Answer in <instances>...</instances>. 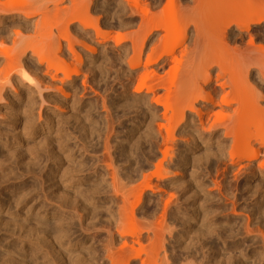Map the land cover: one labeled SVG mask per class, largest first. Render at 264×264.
I'll return each mask as SVG.
<instances>
[{
    "label": "bare ground",
    "instance_id": "obj_1",
    "mask_svg": "<svg viewBox=\"0 0 264 264\" xmlns=\"http://www.w3.org/2000/svg\"><path fill=\"white\" fill-rule=\"evenodd\" d=\"M36 1H38V0H36ZM62 1H64V0H53L52 2L50 1L51 7L48 9L45 7V5L47 3L45 5L43 4L44 5L43 7L42 6L39 7L40 5H38L37 8H36V6L32 7L33 5H35V3L32 4V0H29V1L28 0H4V1L0 0V15L4 14L3 16H0V25H2L5 22H10L11 20H14V19H18L17 22H12L10 24L9 29H6L4 32V33L9 32L11 34V36H9V37H11V44L13 45L12 49L10 48V50H8V48H6V46L0 44V45H2V47L4 46L3 48L0 47V57L2 58V64H3L0 68V101H3V100L5 101L8 99V97H7L8 91H12L15 95H18L20 97L23 95V91L27 92V94L31 93L30 98L31 97L34 98V95H35L38 99L37 103H40L42 105H43V103H46L45 101H47L46 105L49 104L48 100H46V98L49 96V92L46 94L45 93L46 91L56 90L59 94L66 97L69 94L65 95L66 93H64L62 90L64 87L62 85H60V86H62L63 88L59 87V85L57 87V84H63L66 80L71 83L72 74H75L74 76H77V74H78L77 69L76 68L74 69V64H68L67 61L70 59H74V61H76V62L79 61L81 58L80 57L81 55L79 54V52H82V53L87 52V53H89V55L93 56L94 54H96V52H95L96 50L94 47H92V43H95L96 45L100 46L101 44L106 43L110 39L107 31L106 30L104 31L103 28L101 27V25L98 21V18L95 17L96 18L95 19V18H91L92 16L91 17L87 16L91 12L90 11L91 6H89V3L91 2V0H86L87 3L84 7V11L86 14L85 17L77 16L75 10L74 11L70 10V11H73L72 16L66 15V11H65L66 9L65 8L62 9V7L60 8L61 5H59V3H61ZM69 2H71L74 6L75 5L74 3L76 2V0L75 1L69 0ZM163 3L162 4L164 6L162 4H159L162 6L158 5L159 7L156 6L155 9L151 8V9H153V11H151L148 8V3L146 6V4L144 5V3L142 2V0H141V2H140V0H124L123 3L121 2V4H118L119 5L118 8L120 10H125V12L129 11L131 14H134V15L136 13L137 14L139 13L138 15L137 14L136 15L139 16V18H141L135 33L132 31V33L134 35L132 33H131L132 35H128L129 33L127 34V36H129L128 39L131 37L132 38L134 37V39H132V38L129 39V40H131L130 42L132 44L131 49L133 51V56L130 58V61L127 62L128 63V65H127L128 71L133 70L139 66L140 56L144 51L146 40L148 39V37L151 34H153L154 32H158L159 30H160L159 32H161V35L151 44V46L149 47V49L145 55L146 56V62H147L146 64L147 65L151 64V63L152 64H158V62H160V61L161 62L162 61L170 62L176 66H180L181 63L183 64L182 65L183 66V74L181 76L180 82L177 84V86L173 87L172 89H170V88L165 89L164 90L165 93L160 94V95H156L157 93L155 94V92H153V91H154V88H156L157 86L160 85V83L163 82L162 80H164L163 78L165 75H160V73L158 74V73H156V71L153 73L152 72L153 70L151 72L150 71L148 72L147 67L143 66V71L139 76L140 88H142V87L145 88L146 93L151 92L150 94H152V96L150 98H152V99L150 101L152 103L150 105L153 107V110L155 109L157 112H159V116H157V117L153 113L152 118L156 119V120L158 119L160 121H164V123L163 122L160 124L157 123V125H159L158 129L164 128L166 130V132H165L166 136L163 139L164 145L166 146L165 147L166 149L163 152V155H164L163 159L165 158V155L167 156V154L170 153V152L169 153L167 152L168 148L169 149L172 148V146L174 144L173 143L174 142V130H177V132H187L188 130H193L196 132V134L199 136V138H201V136H203V139H204L203 141H204L205 145L208 144L209 140H211V139L213 140V138L215 140H218L219 137L220 138L222 137V139L224 141L229 140L230 141L229 148L226 152L228 155L227 157L229 160V166L230 167L238 166L237 167L238 172L243 171L244 173L248 172L250 174L251 173H258L260 175L264 174V149L263 150L261 149V148H264V106L260 104L261 102L264 103V46H262V44L261 45L255 44L256 37H253L254 35H251V34H254L253 32H257L263 28V27L261 28V25L264 24V0H188V2H185V3L180 2V0H165V2H163ZM31 4H32V6H31ZM149 4H151V3H149ZM154 7H155V5H154ZM26 9H27V11H26ZM23 10H25V12ZM29 10H31V11H29ZM52 13H53V15H51ZM62 13H64V14H62ZM48 14H49V16H52L54 18H56L57 16L59 17L60 14H62L61 16H63L62 17L63 20L61 18V21L63 22V24L61 23L62 25H61L60 29H59V26L57 27L58 28L57 31L59 30V32L56 33L55 35H53V31H50V29L46 30V31H48L46 33L40 32V29L43 25V22H46L45 20H47V18H49ZM136 15H135V17H136ZM35 16H37V17L35 19H33ZM30 22H31V24H29ZM75 22H77V24H79V27L77 29L78 33L74 32V31H70V29H69V25L72 23H75ZM44 26H45V24L43 25V27ZM233 28H234V31H232ZM190 29L192 31L191 32L192 34L189 37L188 34H189ZM79 31H81V32H79ZM89 31H91L93 33L95 40H92V38H90ZM29 32H30V36L28 34ZM31 32H32V34H31ZM24 33L25 34L27 33L28 35H25ZM117 35L115 37L116 39H114V42L116 45H119V43L122 42L123 39L124 40L127 39L126 35H122V34L121 35L117 34ZM137 35H141V38H136ZM37 36H39L41 38V41L40 42L37 41V43H36L35 39ZM122 36H124L123 39H122ZM245 37L248 38V41H247L246 45H243L245 47L242 46L243 48H240V46L237 43ZM0 38H2V37H0ZM40 38H39V40H40ZM79 38H81V39H79ZM30 39H32V40H30ZM45 39L48 41V43ZM120 39H121V41H120ZM188 39H189V43L187 45H185L186 44L185 42ZM7 41H10V40H7ZM22 41L24 42L23 44H21ZM34 42H35L36 47L34 46ZM42 42L45 44H43ZM41 43L43 44V47L41 46ZM234 43L239 47L237 48V46H234L235 45ZM90 44H91V46H90ZM232 44H234V45L232 46ZM20 45H22V46H20ZM181 45L185 46L180 51V54H181L180 58H183V61L181 59L177 58V55H175V52L177 50L176 48L181 46ZM18 46H20V47H18ZM37 46H39L40 49ZM78 46L81 48V49H79V51H78ZM41 47L43 48V50ZM39 50H42L43 52H40ZM28 53H29V55H28L29 57L27 56ZM27 57H28V59H30L29 61L25 60V59H27ZM86 57H88V56H86ZM34 58H35V60H34ZM65 60H66V62H65ZM70 65H73V66L70 67ZM41 66H43V68ZM71 68H72V70H71ZM214 69H216V71L213 73L212 71ZM252 70H255V71L257 70L256 71L257 73L255 76L251 75ZM150 74H152V75H150ZM212 81L214 83V86H210ZM148 83H150V84H148ZM140 88L138 87V89H140ZM9 93H11V92H9ZM12 96H14V95H12ZM51 96H53V95H51ZM219 96H220V99H219V101H217V98ZM5 97H7V99H5ZM137 97H139V96L137 95ZM27 98H29V97H27ZM25 99H26V97H25ZM48 99H50V98H48ZM63 100H65V99H63ZM4 101H3V103L6 102V101L5 102ZM11 101H12V99H11ZM52 103H53V101H52ZM55 103H58V102H54V104ZM24 104H26V102ZM54 104H52V105H54ZM196 104H198V105H196ZM30 105H32V104H30ZM144 105H145V103H144ZM26 106L27 105H25V107ZM36 106H37V104H36ZM56 106H57V104L55 105V107ZM222 106L225 108H228L227 109L228 111L226 109L214 111L215 107L221 108ZM103 107H105V105H103ZM152 107H150V108H152ZM19 108H20V106H19ZM23 109H25V108H23ZM58 109H59V107H58ZM3 110L5 111V109H3ZM49 110H50V108H49ZM52 110H54V109H52ZM59 111H61V109ZM150 111H152V110H150ZM156 111H155V113H156ZM38 112H40V111H38ZM7 113H9V112H7ZM7 113H6V115H7ZM26 113H28V112H26ZM31 114H33V113L31 112ZM39 114H41V113H39ZM192 115L195 117V119L191 118ZM43 117H44V114H43ZM221 117L225 118V119L223 121H221L222 120ZM39 118H40V116H39ZM45 118H47V116ZM45 118H44V120H46ZM59 118H61V117H59ZM218 118H221V119L219 120ZM12 119H14V118H12ZM31 119L33 121V117H31ZM28 120H30V119H28ZM38 120L35 122H38ZM47 122H45V125L48 126V124L50 122L49 123H47ZM42 123H43V121H42ZM13 124H14V122H13ZM22 125H23V127L21 128V131H19V133H17L18 131L15 132L16 127H12L13 129H10L11 135H7V132L2 133L5 131H2V132L0 131V141L4 140V142L2 141L3 143L1 145V148H3V149L7 148L8 149V148H10L9 147L10 144H14V145L16 144L17 146L22 145L23 141H22V138L20 136L24 137V139L26 138V136L29 138H33L34 136H36L39 133L37 131L38 128L40 129L39 131L42 133V131L46 132L45 127H47V126H44L40 123H38V124L30 123L29 124L27 121L24 124L22 123ZM5 127H3V128H5ZM41 127H43V129ZM188 128H190V129H188ZM191 128H193V129H191ZM55 129H56V127H55ZM64 130H65V128H64ZM58 133H59V131H58ZM158 133H160V132H158ZM218 133H219V135L216 137V134H218ZM23 134H25V135H23ZM184 136H186V135H184ZM9 137H11V139H10L11 143L9 145H7L6 143L9 141V139H8ZM205 137H207V138L205 139ZM193 138H195L194 135H193V137L191 136V139H192V141H195L196 139L194 140ZM41 139H42V137H41ZM44 139H46V138H44ZM49 139H46V140L49 141ZM12 140H14L15 143H12ZM25 140L27 141V139H25ZM106 140H107V138H106ZM106 140H105V142H106ZM41 142H42V144H44L43 141H41ZM105 142H104L105 147L103 146L104 151H105V148H109L108 147L109 145L107 146V143L109 141L107 143H105ZM186 142L189 143V142H191V140L186 141ZM80 143H82V142H80ZM187 143H186V145H187ZM193 143L194 142H192V144ZM76 144H75V146H76ZM31 145H33V144H31ZM189 145H190V143H189ZM48 146H49V144H48ZM32 147L28 146L26 148L27 152L24 151L26 154L29 153L28 154V160H26L29 162L26 163V161H25V163L27 164V165H25V167L27 166L26 169H28V170L25 172V175H21V176L22 177L23 176L32 177L34 180V176L37 177V175H35V173H36L35 170L33 169L34 170L33 171L30 167V165L32 164L31 161H33V159L36 158L38 152H43L44 150L40 151L41 149H43V148H41V145H40V148H37L35 146L36 148L34 147L35 148L34 149ZM46 147H44V148L47 149ZM50 147H48V148H50ZM60 147H61V145H60ZM63 147H65V146H63ZM56 149L58 150V148H56ZM110 149H108L107 152ZM211 149H212V147H211ZM22 150H23V148H22ZM86 150H88V149H86ZM48 151L50 153L53 152V155L51 154V156H56V155H54L55 154L54 152H56V151H54L52 149H48ZM59 151H61V150H59ZM82 151H85L84 148ZM16 152H18V151H16ZM49 152H47V154H49ZM10 153H12V152H10ZM18 153H16V154L13 153L14 155L10 154V155H12L11 157H9L8 155H7V157H5L4 155L0 154V164L2 162L3 165L8 166L10 168H13V166H12L13 162H11V160L13 158L20 159V156H19L20 154L18 155ZM25 153H24V155H25ZM171 153H173V151ZM210 153H211V151H210ZM110 154H111V152H110ZM260 154H263V159H260V161H257V163H254V161L257 160L258 155H260ZM38 155H40V154H38ZM43 155H45V153ZM57 155H59V154H57ZM140 156H143V155H140ZM170 156H172V154ZM181 156H182V154H181ZM217 156H218V154H217ZM22 157H24V156H22ZM107 157H109V156H107ZM69 158H71V157H69ZM207 158H209V157H207ZM38 159H40V158H38ZM52 159H54V157H52ZM52 159H51V161H52ZM108 159H109V162L108 161H101V162L104 163L102 165H104L103 168L105 170V174L107 173V175L109 176L108 177L109 181L106 179L108 181L109 189L95 187V185H94L95 182L93 183L94 187L91 185V188L86 187L83 191L79 190V188L77 189L76 187H74L73 183H77V182H79V180H77V182H76V180L73 177V173H77V172L82 171L81 168H83L82 167L83 163L81 164L82 166L79 165V167L78 166L76 167V165H75V167L73 166L72 168H69L68 171L70 174L65 172L68 175L65 176L66 174H63V176L60 177V178H62L61 183H59V184H62L61 188L63 187L65 189V191L69 190V189H72V190L75 189L74 198H77V202L75 200V203L78 204V206H79V207H77V205L75 204L76 208L82 209V210L79 209L80 211L77 212V213H79V215L77 216L78 218L76 217L78 222L75 224L72 222L73 216L69 214L70 212L64 211V209H66V207L68 206L67 205L68 204L67 203L68 197H69L68 192H67V194L64 192L65 195H63V196H61L62 195L61 192H60L61 195L59 194L60 196L54 195L55 197H53V198H57V199L53 200L50 197V195H48L49 193L47 194V193H45V191L40 190L42 192L43 198H41L40 195H37L34 193V191L36 190L35 188L37 187L38 184L36 185L35 188H33L35 186L34 184H33L34 185L33 187H31V184H30V186H25V189H24V190H26L25 194L23 196H20L22 199L19 197L20 200H19V202H17L18 204L16 202L15 203L17 206L20 205L21 208L22 207L27 208V212H26L27 215L24 214V216H26V218L23 216L25 218L23 220V222L18 221L17 223H15V220L13 222V221H11L13 219L10 220L8 218L10 220V223L8 222L9 224L8 223L5 224L3 222L4 220L3 221L0 220L1 221L0 222V231L5 232V235H6V233H9L7 236L11 238L14 235V233L8 232L10 230L8 225L10 226L11 229H12V227H16L18 230H22L23 234H21V235L17 234L18 236H16L15 239H16V241H18L20 244L23 245V247L21 245V248L19 246L18 247L21 249L22 254H24L26 257L24 255H21L22 258L15 259V258H13L15 256L14 252L12 253V252L7 250L5 253L3 252L4 254H0V264H14V262H15V264H17L16 261H18V263L20 262L19 264H249L250 262H253V264H263L264 263V233H263L264 228H263V230L262 229L260 230L256 227L258 229L257 230L255 228L257 231L254 228H252L253 229L252 230L250 228L252 221L248 217L246 218L247 221H245V222H241V220H242L241 218H240L241 219L240 220L237 217H232L233 215L237 214V213L236 214L234 213V212H236V209H237L234 206L235 203L234 204L231 203L233 205L232 212L234 214L232 216L226 217L227 221H226V225H225V224H222V222L219 223V222H217V220L211 219V218H214L212 214L208 217L210 219L206 218L205 214L209 213L208 209L204 208L203 206L195 207L196 202H193L192 205L190 204L191 205V208H190L191 214L189 216H185V214L181 213V210L179 209V206H177V204L174 207V209L172 208L171 205H172L173 201H171V197H170V199H168L169 196L167 195L168 198L164 201V204H162L163 207L160 206L162 208H160L159 211H161V209H162V211L160 212V214L157 218H155L158 214L157 211H155L156 214L151 213L152 210L146 206L148 209L151 210V212H150V210L148 212H150L151 214H154L156 216L146 215L147 212H145V211L148 210V209H146L143 211V213H140V216L145 214L146 218L144 219V221H143V219L139 221L137 214H139V210L141 209V206L144 203V197L147 195H145V193H141V192H140L141 193L140 194L139 193L140 190L134 189L135 191H137L139 193V195L137 197L135 196L136 198H134V195L137 192L134 193L133 189H131L133 184H131L132 185L131 187L127 186L128 188L125 187L126 186L125 184L124 185L121 184V182L123 180L120 182L119 167H117L118 165L115 167V165H114L115 161H114L113 157L108 158ZM163 159H161V161ZM48 160H50V159H48ZM55 160L58 161L57 158ZM103 160H104V158H103ZM16 161H18V160H16ZM51 161H50V164H51ZM62 161L63 160H61V162ZM217 161H218V159H217ZM39 162H37V163L39 164ZM66 162H68V161H66ZM118 162H120V161H118ZM157 162H158V159H157ZM165 162H163V164H165ZM42 163H44V162H42ZM79 163H80V161H79ZM124 163H122V164L124 165ZM52 164H53V162H52ZM135 164H137V163H135ZM160 164L157 167L158 163H156V167L159 170L156 169L155 172H156L157 177L161 178L163 176V178H164V176L168 175V172L165 171V173H164L162 170H165V169H162L160 167ZM55 165H56V162H55ZM15 166H16V164H15ZM49 166L51 167V165H49ZM166 166H168V165L166 164ZM42 167H43V164H42L41 168ZM13 169H11V170L13 171ZM48 170H50V169H48ZM61 170H63V169H61ZM171 170H173V169H171ZM21 171L24 172V170H21ZM37 171H38V169H37ZM144 171H146V170H144ZM160 171L163 173V175H162V173L160 175ZM49 172H51V171H49ZM121 172H124V171H121ZM235 172H236V170H235ZM235 172H233V173H235ZM16 173H17V171H16ZM158 173H159V175H158ZM3 174H6V172ZM36 174H38V173H36ZM44 174L42 172H40V174L38 176L39 179L42 178L41 180H43V178H45ZM52 175H54V174H52ZM128 175H130V174H128ZM143 175H147V174H143ZM133 176H128V178H127V179H129L130 183L135 181L133 179ZM235 176H237V175L235 174ZM105 177H103V178H105ZM123 177H125V176H123ZM150 177L151 176H149V178ZM9 178H11V177H9ZM14 180H15V178L14 179L12 178V181H14ZM18 180H19V178H18ZM214 180H216V179H214ZM214 180H212V181H214ZM16 181H17V179H16ZM48 181L49 182H46V181H43V182L48 183V184L50 183V187H53L54 186L53 183L57 182L56 179L53 180L51 178H49ZM141 181H142V183L140 182L141 185L145 184V187L143 185L141 186L140 184H139V187L141 186V187H144L146 189L147 184L145 182L143 183V180H141ZM147 181H150V179ZM236 181H234V182H236ZM137 182H139V181H137ZM217 182H218V180H217ZM165 183L164 182L160 183V185H162V187L160 186L161 187L160 189H159V186H156V191H154L153 187H152V190L150 189L151 190L150 192L152 194L151 197L156 195L160 198L159 200H161V197L163 196L164 191L166 190V189L165 190L163 189L164 186H166ZM136 184H134V185H136ZM154 184L156 185V183H154ZM103 185H105V184H103ZM151 185L152 184L150 183V186ZM215 185H216V187H218L219 184L217 185V183H215ZM21 186H22V184H21ZM1 187H2V185H1ZM3 187H4V185H3ZM58 187H59V185H58ZM147 187H148V185H147ZM173 187H174V184H173ZM38 188H39V185H38ZM212 188H213V186H212ZM216 189H218V188H216ZM141 190H142V188H141ZM257 191H255V194L257 193ZM262 192H264V191H262ZM54 193L55 192H52V194H54ZM34 194H35V196H34ZM168 194H170V193H168ZM260 194H258V196L260 197V200L262 199V201L264 202V194H262V193H260ZM100 196H101V198H102V196L104 198L109 197L108 198L110 201L109 203L111 204V202H113L115 204V209H116L112 219L109 220L108 217L106 218L109 221H106L105 227H104L103 222H101V223H103V225L100 223V221H99V223L95 222V215L97 216L96 213H94L91 217L88 215V213H90L89 208L91 207L90 209H92V210L95 209L96 206H94V205L97 204V202L95 201L96 197L98 198ZM70 197H71V195H70ZM173 198H174V196H173ZM155 199H156V197H155ZM35 200H39L40 202L36 201L39 203H37V204L35 203L36 205L35 204L33 205L32 203ZM99 200H101V199H99ZM16 201H18V200H16ZM47 201H49V203ZM149 202L150 201L147 200V201H145V204L148 205ZM152 202H153V200H152ZM72 203L73 202H71V204ZM101 203H102V206L108 205L107 200H105ZM12 204H14V203H12ZM159 204H160V202H159ZM222 204H223V202H222ZM149 205H150V203H149ZM155 205H153V206H155L157 208L158 205L157 204H155ZM4 206H6L5 203L1 202L0 203V211L3 210ZM14 206L15 205H13V207ZM87 206H89V208H86ZM9 207H11V206H9ZM111 208H112V206H111ZM156 208H155V210H156ZM99 209H100V207H99ZM105 209H106V207H105ZM107 210H108V208H107ZM21 211H22V209H21ZM84 211H85V213H82ZM185 211H186V213H188V210H185ZM257 211H259V209ZM4 212H7V211H4ZM80 212L82 214H80ZM99 212H100V210H99ZM211 212L213 213V210ZM252 212L253 211H251V213ZM10 214H12V213L10 212ZM33 214L35 216H39L37 218H40V219L52 218V219H54V221H53L54 224L50 225L46 222L45 219H42L45 221L39 222V220H38V222H37V220H36L37 223L35 222L36 224L34 223L35 226H33L34 224L32 225L31 221L29 220V217L32 216ZM71 214H74V213H71ZM209 214H206V215L208 216ZM231 214H229V215H231ZM260 214L262 215V217H259V218H261V220H264V219H262V218H264L263 217L264 213L263 214L260 213ZM252 215H254V214H252ZM88 216L90 218H88ZM8 217H10V216H8ZM150 217H154V218H150ZM148 218H150L148 220L149 222L146 221ZM151 219H152V221H150ZM168 219L171 221V224H169L167 222ZM237 220H239L241 223L238 222L239 223L238 224L236 222L237 225L234 223L236 225V226L234 225V227L228 225V224H231L232 221H237ZM50 221H52V220H50ZM5 222H7V221H5ZM177 223H179V225L182 226V230L177 231L178 233H181V234L176 236L173 234L175 233L174 228H175ZM260 223H261V221H260ZM232 224H233V222H232ZM260 225H258V226H260ZM96 226H99V227L103 226L102 230H106L105 238L100 239L102 232H97V230L101 231V228L98 229ZM261 228H262V226H261ZM72 229L75 231L72 232ZM13 230H11V232ZM78 230H81L83 233H85L84 236L86 237V239L83 241V239L79 238L75 242V244L82 246V248L79 251L75 250L77 253L75 254V251H74V254L72 255L73 252H72L71 246H69V245L74 240V237H72L74 235V232H76ZM177 232H176V234H178ZM254 232L259 234L260 237H259V235L257 236L256 234H255L256 235L255 236ZM19 233H21V231ZM238 236H241V237L238 240L239 243H236L235 239ZM212 238H213V242L211 241ZM260 238H261V244L260 243L258 244V242H260V240H259ZM81 241H83V242H81ZM88 241L90 243L89 246L87 243ZM185 241H187V242H185ZM183 242H185V243H183ZM14 243H16V242L14 241ZM95 243H99L100 244L99 247H97L95 245ZM219 243H221L220 244L221 248L216 249L215 247L217 245L219 246ZM85 244L87 245V247H85ZM241 245H243L242 247L245 246V248L244 249L242 248V250L241 249L239 250V248H241ZM12 246L14 247V245H12ZM214 249H216V250H214ZM245 249H249L248 251L252 252L253 255L251 254L252 255L251 258L249 256V253H251V252H245ZM213 250L215 252H213ZM36 252H40V254H41L40 255L41 261H40V259H38L40 262L37 261L38 255ZM180 252H181V254H180ZM235 252H237V254H234ZM17 254H19V253H17ZM12 258L15 259L16 261L15 260L13 261ZM249 258L251 260L252 259L253 260L252 261L250 260L248 263H246V260L248 261Z\"/></svg>",
    "mask_w": 264,
    "mask_h": 264
},
{
    "label": "rangeland",
    "instance_id": "obj_2",
    "mask_svg": "<svg viewBox=\"0 0 264 264\" xmlns=\"http://www.w3.org/2000/svg\"><path fill=\"white\" fill-rule=\"evenodd\" d=\"M1 1H4V0H1ZM50 1L52 2L53 0H38V1L32 0V4L35 3V5L32 6V4H31V6L32 7L36 6V8H37L38 5H40L39 7H41V6L43 7L47 3L45 5V7L49 9L51 7V2ZM91 2L89 3V6H91L90 7V11L91 12L87 16L88 17L92 16L91 18H95V17L98 18V21H99L101 27L103 28L104 31L105 30L107 31L108 36L110 37V39L106 43L101 44L100 46L96 45L95 43H92V47H94L95 50H96L95 51L96 54H94L93 56L89 55V53H87V52H84V53L79 52V54L81 55L80 56L81 58H80L79 61L76 62V61H74V59H70V60L67 61L68 64H74V69L75 68L77 69L78 74H77V76H74L75 74H72L71 83L66 80L67 82L66 81L64 82L66 85L64 83L63 84H57V87H58V85H59V87L63 86L65 88L64 89L62 87L63 88L62 89L63 92L66 93L65 95H67V94H69V95L64 97L61 94H59L56 90H54V91L53 90L46 91L45 92L46 94L49 92V96L46 98V100H48L49 104L46 105L47 101H45L46 103H43V105L45 104L43 106L42 104L37 103L38 99H37V97L35 95H34V98H32V97L30 98V96H31L30 94L31 93L27 94V92L23 91V95L20 97L18 95H15L12 91H8L7 92L8 93V95H7L8 99H7V97H5V99H7V100H5L6 102L4 100L3 101L5 103H3V101H0V105L1 106L3 105L2 107L0 106V131L1 132L5 131V132H2V133H6L7 132V135H11V130L10 129H13L12 127H16L15 128V132L18 131L17 133H19V131H21V128L23 127L22 123L24 124L26 121L29 124L30 123H34V124L35 123L36 124L40 123V124H42L44 126H47V125H45V122H47V121H48L47 123L50 122L48 124V126L45 127L46 128V132L42 131V133H41L39 131L40 129L38 128L37 131L39 133L36 136H34L33 138H29V137L26 136L25 139H27V141L24 139V137L20 136L22 138V141H23L22 145H18L17 146L15 144L16 145L15 146L14 144H10L11 143L10 142L11 137H9L8 138L9 141L6 144L7 145L10 144V146H9L10 148H8V149L4 148L3 149V148H1V145L4 142V140L0 141V154L4 155L5 157H7V155L9 157H11L12 155H10V154H13V153L16 154V153L19 152L18 155L20 154L19 155L20 159L13 158L11 160V162H13L12 163L13 164L12 165L13 168L15 167L14 169L3 165L2 162L0 164V182H1L0 183V191H1L0 192V203L4 202L5 205H6V206L3 207V210L0 211V215H1L0 216V220L1 221L4 220L3 222L5 224H7L8 222L10 223L11 219H13V220H11L13 222L15 220V223H17L18 221L23 222V220L26 218V216H24V214H26L27 208L26 207H24V208L22 207L21 208V206L20 205L17 206L16 203L19 202V200L21 198L20 196H23L25 194V192H26V190H24L25 186H30V184H31V187H33L35 185L33 187V188H35L36 185L38 184L39 188H38V185H37V187L35 188L36 190L34 191V193L37 194V195H40L41 198H43L41 191H45V193H47V194L49 193L48 195H50V197L53 200L57 199V198H53V197L58 196L60 194V192L62 194V195L60 194L61 196L65 195V193L67 194V192H68V196H69L68 197V202H67L68 203L67 204L68 208L66 207V209H64V208L63 209H64V211L70 212L69 214L73 216V217L71 216L73 218L72 222L74 224L77 223L78 222L77 221V218H78L77 216L79 215V213H77V212H79L82 209L79 208L80 209L79 210L78 208H76V205H77V207H79V206H78V204L75 203V200L77 202V198H74L75 189H73V190L69 189V190L65 191V189L63 187L61 188L62 184H59V183H61V179L62 178H60V177H62L63 174H66L65 176L70 174L69 171H68L69 168H72L73 166L75 167V165H76V167L77 166L79 167V165L80 166L83 165L82 166L83 168H81L82 171L77 172V173H73V177L76 180V182H77V180H79V182L73 183L74 187H76L77 189L79 188V190H82V191L86 187H90L91 188V185L93 187L95 185V187L109 189V185H108V181H109L108 177L109 176L107 175V173L105 174V170L103 168L104 165H102L104 163L101 162V161H108L109 162L108 158L113 157L114 161H115V163H114L115 167L117 165H118L117 167H119V179H120V182L123 180L121 182V184H123V185L125 184L126 188H128L129 186L131 187L132 186L131 184H133L131 189H133L134 193L137 192L135 190H140L139 193L141 192V193H145V195H147V196L144 197V203L141 206V209L139 210V214H137V217L139 218V219L138 218L137 219L139 221L142 220V219L144 221V219L146 218L145 214L140 216V213H143L144 210L148 209L147 207H149L152 210V212H151L150 209H148V210L145 211V212L148 213V214L146 213V215L156 216V215L151 214V213H155L156 214L155 211H157L158 214L155 217V218H157L159 216L160 212L162 211V209H161V211H159L160 208L163 207L162 204H164V201L169 196L168 199H170V197H171V201H173V203H174V204L172 203V205H171L172 208L174 209V207L177 204V206H179V209L181 210V213L185 214V216H189L191 214V209H190L191 205H192L193 202H196V206L195 207L203 206L204 208L208 209V212L210 214L206 213V214H209L208 216L205 214L206 218H208L212 214L214 218H211V219H215V220H217V222H219V223L222 222V224L226 225V221H227L226 217L227 216H232L234 213L235 214L237 213L236 215H233L232 217H237L239 219L241 218L242 219V220L240 219L241 222L247 221L246 218L248 217L252 221L251 226H250L251 229L252 228L255 229L257 227L258 229H260V230L262 229L263 230V228H264V226H263L264 225V223H263L264 220H261V218H259V217H262V215L260 213H262V214L264 213V202L262 201V199L260 200V197L258 196V194H260V193L264 194V192H262V191H264V185H263L264 184V174L260 175L258 173H251L252 174L251 175L248 172H245V173L243 171L242 172H238L237 171V169H238L237 167L238 166L230 167L229 166V160H228V157H227L228 155L226 153L228 148H229V143H230L229 140L224 141L222 139V137L221 138L219 137L220 139L218 138V140H215L213 138V140L212 139L209 140L208 144L205 145L204 141H203L204 140L203 136H201V138H199V136L193 130H188L187 132H177V130H174V142H173L174 144H173L172 148H170V149L168 148L167 152L168 153L170 152V153L167 154V156L165 155V158L163 159V157H164L163 152L166 149L165 148L166 146L164 145V140L163 139L166 136V133H165L166 130L164 128H160L161 130L158 129L159 125H157V123L158 124H160L162 122L164 123V121H160L158 119L156 120V119L152 118L153 113L156 115V117L159 116V112H157L155 109L153 110V107L150 105L152 103L150 101L152 99V98H150L152 96V94H150L151 92H147L146 93L145 88H143V87L140 88V86H139V84H140L139 76H140V74L143 71V66L147 67L148 72L149 71L151 72L153 70L152 71L153 73L156 71V73H158V74L160 73V75H165L164 78H163L164 80H162L163 82L160 83L159 86L154 88L153 92H155V94L157 93L156 95H160V94L165 93L164 92L165 89H167V88L172 89L173 87L177 86V84L180 82L181 76L183 74V66H182L183 64L182 63L180 64V66H176V65H173L170 62H164V61H162V62L160 61V62H158V64H152V63L148 64V65L146 64L147 62H146V56L145 55H146L149 47L151 46V44L161 35V32H159L160 30L158 32H154L153 34H151L148 37V39L146 40V42H145V47L146 48L144 47V51H143V53L140 56V64H139V66L136 67L133 70H129L128 71L127 70V65H128L127 62H129L130 58L133 56V51L131 49L132 48L131 47L132 44L130 42L131 40H129L132 37L130 36L131 38L128 39L129 36H127V34L129 33L128 35H132L133 34L132 31L135 33V31L137 30V27L139 25V21L141 19V18H139V16H137L139 13L138 14L136 13L137 15L135 14L136 15V17H135V15L131 14L129 11L125 12V10H120L118 8V6H119L118 4H121V2L123 3L124 0H96V1L95 0H91ZM140 2H141V0H140ZM142 2L144 3V5L146 4V6H147V3H148V8L151 11H153V9H155L156 6L157 7L162 6L164 4L163 2H165V0H148V1L147 0H145V1L142 0ZM180 2H184L185 3V2H188V0H180ZM86 3H87L86 0H76V2L74 3L75 5L73 6V4L71 2H69V0H64L61 3H59V5H61L60 8L62 7V9L63 8L66 9V10L64 9L66 11V15L72 16L73 11L75 10L77 16L85 17L86 14H85V11H84V7H85ZM149 3H151L152 5L149 4ZM159 4H162V5H159ZM154 5H155V7H154ZM151 8H153V9H151ZM70 10H73V11H70ZM23 11L25 12V10H23ZM26 11H27V9H26ZM29 11H31V10H29ZM64 13H62V14H64ZM62 14H60V16ZM3 15H0V16H3ZM51 15H53V13ZM48 16H49V14H48ZM36 17L37 16H35L33 19H35ZM57 17L54 18L52 16H49V18H47V20H45L46 22H43V25L45 24V26H44L45 28L42 25V27L40 29V32L41 33H46V32H48L46 30L50 29V31H53V35L58 33L59 30L57 31V29H58L57 27L59 26V29H60L61 25L63 24V22L61 21V18L63 16H61L60 18L59 17L57 18ZM62 20H63V18H62ZM17 21H18V19H14V20H11L10 22H5L2 25H0V37H2V38H0V44L6 46V48H8V50H10V48L12 49V47H13V45L11 44V37H9V36H11V34L9 32H7V33H4V32H5L6 29H9L10 24L12 22H17ZM29 24H31V22ZM262 25H261V28L262 27L264 28V24H262ZM78 27H79V24H77V22L72 23V24L69 25L70 31H74L76 33H78V30H77ZM263 28L261 30L257 31V32H253L254 34L250 33L251 35H254L253 37H256L255 44H257V45H261L262 44V46H264V29ZM232 31H234V28L232 29ZM79 32H81V31H79ZM191 32L192 31L190 29L189 34H188L189 37L192 34ZM28 34L30 36V32ZM28 34L26 33L25 35H28ZM31 34H32V32H31ZM89 34H90L89 35L90 38H92V40H95V37L93 36V33L91 31H89ZM117 34L126 35L127 39L124 40L123 39L124 36H122V39H123L124 42L122 41V42L119 43V45H116L115 42H114V39H116L115 37H116ZM37 37H36V39L34 38L36 40L35 41L36 43H37V41L38 42L41 41V38L39 36H37ZM39 38H40V40H39ZM136 38H141V35H137ZM79 39H81V38H79ZM132 39H134V37ZM243 39L241 41H239L238 43L236 42L240 46V48L245 47L243 45H246V43L248 41V38H246V37L243 38ZM7 40H10V41H7ZM30 40H32V39H30ZM120 41H121V39H120ZM35 42H34V46L36 47ZM23 43L24 42L22 41L21 44H23ZM42 43H41V46L43 47V44H45V43H43V44ZM47 43H48V41H47ZM185 43H186L185 45H187L189 43V39ZM234 44H232V46ZM2 45H0V47H2ZM183 45L177 47L176 48L177 50L175 52V55H177V58L181 59L182 61H183V58H180L181 57L180 51L183 49V47H185ZM20 46H22V45H20ZM20 46H18V47H20ZM90 46H91V44H90ZM234 46H237V45L235 44ZM239 46H237V48ZM37 47L39 48V46H37ZM79 49H81V48L78 46V51H79ZM42 50H43V48H42ZM42 50H39V51L43 52ZM28 55H29V53L27 54V56ZM86 56H88V57H86ZM28 57H27V59H25L26 61L30 60V59H28ZM0 60H1L0 61V68H1V66L3 65L1 57H0ZM34 60H35V58H34ZM65 62H66V60H65ZM71 66H73V65H70V67ZM41 67L43 68V66H41ZM71 70H72V68H71ZM215 71H216V69H214L212 72L214 73ZM256 71L252 70L251 75L255 76L256 73H257ZM150 75H152V74H150ZM148 84H150V83H148ZM60 85H62V86H60ZM210 86H214L213 81L211 82ZM138 87L140 89H138ZM9 92H11V93H9ZM12 95H14V96H12ZM51 95H53V96H51ZM137 95L139 97H137ZM25 97H26V99H25ZM27 97H29V98H27ZM48 98H50V99H48ZM11 99H12V101H11ZM61 99L62 100L65 99V100L62 101ZM219 99H220V96L217 98V101H219ZM51 100L53 101V103H52ZM25 102H26V104H24ZM54 102H58V103L54 104ZM144 103H145V105H144ZM30 104H32V105H30ZM36 104H37V106H36ZM52 104H54V105H52ZM56 104H57V106H56L57 108L55 107ZM260 104L264 106L263 102H261ZM25 105H27V106L25 107ZM103 105H105V107H103ZM196 105H198V104H196ZM19 106H20V108H19ZM58 107H59V109H58ZM150 107H152V108H150ZM23 108H25V109H23ZM49 108H50V110H49ZM3 109H5V111ZM52 109H54V110H52ZM60 109H61V111H59ZM221 109H223V110L226 109L227 110L228 108H225L223 106L221 108L215 107L214 111H218V110H221ZM150 110H152V111H150ZM25 111L28 112V113H26ZM38 111H40V112H38ZM155 111H156V113H155ZM7 112H9V113H7ZM31 112L33 114H31ZM6 113H7V115H6ZM39 113H41V114H39ZM42 113L44 114V117H43ZM30 116L33 117V121H32ZM39 116H40V118H39ZM46 116H47V118H45ZM59 117H61V118H59ZM12 118H14V119H12ZM44 118L46 120H44ZM191 118L195 119V117L193 115L191 116ZM221 118H218V119L220 120ZM28 119H30V120H28ZM224 119L225 118H222L221 121H223ZM37 120H38V122H35ZM42 121H43V123H42ZM13 122H14V124H13ZM5 126L6 127L8 126V127L6 128ZM3 127H5V128H3ZM55 127H56V129H55ZM41 128L43 129V127H41ZM64 128H65V130H64ZM188 129H190V128H188ZM191 129H193V128H191ZM58 131H59V133H58ZM158 132H160V133H158ZM23 135H25V134H23ZM184 135H186V136H184ZM190 135L192 137L194 135L195 138H193V139L194 140L196 139L195 140L196 142L192 141ZM218 135H219V133L216 134V137ZM40 136L42 137V139H41ZM44 138H46V139L50 138L51 140L49 139V141H48V140H46ZM106 138H107V140L109 142L106 140ZM206 138L207 137H205V139ZM105 140H106V142H105ZM190 140H191V142H189L190 143V145H189V143H187L186 141H190ZM41 141H43L44 144H42ZM184 141L187 143V145H186V143ZM80 142H82V143H80ZM104 142L105 143L108 142L107 146L109 145L108 146L109 148H105V151H104V148H103V146L105 145ZM192 142H194V143L192 144ZM12 143H15V141L12 140ZM31 144H33V145H31ZM48 144H49V146H48ZM75 144H76V146H75ZM40 145H41V148H43L40 151H43V150L44 151L43 152H38L36 158L33 159V161H31L32 164L30 165L31 169L32 170L34 169L35 172L38 173V174H36L34 172L35 175H37V177L34 176V180H33L32 177H27V176H23L22 177L21 175H25V172L28 170V169H26L27 166L25 167V165H27L26 163L29 162V161H26V160H28V154H29V153L28 154L25 153V152H27L26 148L28 146L29 147L33 146L32 148H34L35 146L37 148H40ZM60 145H61V147H60ZM43 146L44 147L47 146L46 147L47 149H45ZM63 146H65V147H63ZM48 147H50V148H48ZM211 147H212V149H211ZM22 148H23V150H22ZM56 148H58V150ZM83 148H84L85 151H82ZM48 149H52V150L56 151V152H54L55 153L54 155H56V156H51V154L53 155V152L50 153L48 151ZM86 149H88V150H86ZM108 149H110V150L107 152ZM261 149L263 150L264 148H261ZM59 150H61V151H59ZM171 150L173 151V153H171L172 152ZM16 151H18V152H16ZM210 151H211V153H210ZM5 152L6 153L8 152V153L6 154ZM10 152H12V153H10ZM47 152H49L50 155L47 154ZM110 152H111V154H110ZM24 153H25V155H24ZM44 153H45V155H43ZM38 154H40V155H38ZM57 154H59V155H57ZM171 154H172V156H170ZM181 154H182V156H181ZM217 154H218V156H217ZM140 155H143V156H140ZM22 156H24V157H22ZM107 156H109V157H107ZM46 157L48 159H50V160H48ZM52 157H54V159H52ZM69 157H71V158H69ZM207 157H209V158H207ZM38 158H40V159H38ZM56 158L58 159V161L55 160ZM103 158H104V160H103ZM156 158L158 159V162H157ZM51 159H52V161H51ZM161 159H163V160L161 161ZM217 159H218V161H217ZM260 159H263V154L258 155V158H257L256 161H254V163H257V161H260ZM16 160H18V161H16ZM61 160H63V161L61 162ZM25 161H26V163H25ZM50 161H51V164H50ZM66 161H68V162H66ZM79 161H80V163H79ZM118 161H120V162H118ZM37 162H39V164ZM42 162H44V163H42ZM52 162H53V164H52ZM55 162H56V165H55ZM124 162L125 163L127 162V163L125 164ZM163 162H165V164H163ZM122 163H124V165ZM135 163H137V164H135ZM156 163H158L157 167L160 164V167L162 169H165V170H162L164 173H165V171L168 172V175L164 176V178H163V176L161 178L157 177L156 172H155L156 169H158L156 167ZM15 164H16V166H15ZM42 164H43L44 168L43 167L41 168ZM166 164L168 166H166ZM49 165H51V167ZM11 169H13V171ZM37 169H38V171H37ZM43 169L44 170L46 169L45 170L46 172ZM48 169H50V170H48ZM61 169H63V170H61ZM171 169H173L174 171L171 170ZM21 170H24V172L21 171ZM144 170H146V171H144ZM235 170H236V172L238 174L235 172ZM16 171H17V173H16ZM39 171L42 172L43 174L45 173L44 174L45 178H43V180H41L42 178L39 179V177H38L39 174H40ZM49 171H51V172H49ZM121 171H124V172H121ZM2 172L3 173L6 172V174H3ZM65 172H67L68 174L65 173ZM233 172H235V173H233ZM161 173L162 172L160 171V175H161ZM52 174H54V175H52ZM128 174H130V175H128ZM143 174H147V175H143ZM235 174L237 176H235ZM158 175H159V173H158ZM162 175H163V173H162ZM123 176H125V177H123ZM128 176H133V179L135 180V181H133L134 183L133 182H131V183L129 182V179H127ZM149 176H151V177L149 178ZM9 177H11V178H9ZM48 177L53 179V180L56 179L57 182L53 183L54 184L53 187H50V183L48 184V183H44L43 182V181L49 182L48 181V179H49ZM103 177H105V178H103ZM144 177L147 180L150 179V181H147ZM12 178L13 179L15 178V180L12 181ZM18 178H19V180H18ZM16 179H17V181H16ZM214 179H216V180H214ZM141 180H143V183L145 182L148 185L149 188L146 185V189H145L144 188L145 184H142L144 187H141L142 186L141 185V183H142ZM212 180H214V181H212ZM217 180H218V182H217ZM233 180L234 181L237 180V181L234 182ZM137 181H139V182H137ZM162 182H164V183L166 182L165 183L166 186H164V188H163L164 190L165 189L166 190L164 191V194L161 197V200H159L160 198L158 196H156V195L151 197L152 194H151L150 191L152 190V187H153V190L156 191V186H159V189H160L162 187V185H160V183H162ZM20 183L22 184V186H21ZM93 183H94V185H93ZM150 183L152 184L151 186H150ZM154 183H156V185ZM215 183H217V185L219 184L218 187H216ZM103 184H105V185H103ZM134 184H136V185H134ZM139 184L141 185L140 187H139ZM173 184H174V187H173ZM1 185H2V187H1ZM3 185H4V187H3ZM58 185H59V187H58ZM212 186H213V188H212ZM141 188H142V190H141ZM216 188H218V189H216ZM51 191L55 192V193L52 194ZM255 191H257L256 194H255ZM139 193L137 192V193H135V195L133 194L134 198H136L139 195ZM168 193H170V194H168ZM35 194H34V196H35ZM70 195H71V197H70ZM173 196H174V198H173ZM155 197H156V199H155ZM102 198L100 196L98 198L96 197V200L94 199L97 202V204L94 205V206H96L95 209L92 210V209H90L91 207L89 208V206H87L86 208H89V212L91 213V214L88 213V215L91 217L94 213H96L97 216L95 215V222H98V223H99V221H100V223L103 222L104 223V227H105L106 221H109L110 219L113 218V215H114L116 209H115V204L113 202H111V204L109 203L110 202L109 199H108L109 197L108 198H104L102 196ZM99 199H101V200H99ZM16 200H18V201H16ZM102 200L103 201L107 200L108 205L107 206L106 205L102 206V203H101V202H103ZM147 200L150 201L149 202L150 205H149V203H148V205L145 204V201H147ZM152 200H153V202H152ZM36 201H39V200L33 201L32 204L34 205L35 203L37 204V203L40 202V201L39 202H36ZM47 202L49 203V201H47ZM71 202H73V203L71 204ZM159 202H160V204H159ZM222 202H223V204H222ZM12 203H14V204H12ZM231 203L232 204H234V203L236 204V205L234 204V206L237 209H236V212H234V213L232 212L233 205ZM155 204L158 205L157 208L155 207L156 206ZM13 205H15V206L13 207ZM153 205H155V206H153ZM9 206H11V207H9ZM111 206H112V208H111ZM160 206H162V207H160ZM99 207H100V209H99ZM105 207H106V209H105ZM107 208H108V210H107ZM155 208H156V210H155ZM21 209H22V211H21ZM258 209H259V211H257ZM99 210H100V212H99ZM149 210H150L151 213L148 212ZM185 210H188V213H186ZM212 210H213V213L211 212ZM4 211H7V212H4ZM251 211H253V212L251 213ZM10 212L12 214H10ZM71 213H74V214H71ZM82 213H85V211L82 212ZM82 213L80 212V214H82ZM229 214H231V215H229ZM252 214H254V215H252ZM8 216H10V217H8ZM89 216H88V218H90ZM37 217H39V216H35L34 214L29 217V220L31 221L32 225L36 222V220H37V222H38V220H39V222H43V221L46 220V222L48 224H50V225L54 224V222H53L54 219H52V218H48V219L47 218H42V219H45V220H42V219L37 218ZM107 217H108L109 220L106 219ZM263 217H264V215H263ZM150 218H154V217H150ZM150 218H148L146 221H148ZM208 219H210V218H208ZM262 219H264V218H262ZM50 220H52V221H50ZM5 221H7V222H5ZM150 221H152V219ZM260 221H261L262 224L260 223ZM167 222L169 224H171V221L169 219H168ZM232 222H233V224H232ZM232 222H231V224H228V225L234 227V225L235 224L237 225L238 222L241 223L239 220L232 221ZM103 223H101V224L103 225ZM256 223L258 225H260V224L261 225L258 226ZM35 224L33 226H35ZM261 226H262V228H261ZM8 227L10 229L8 232L14 233V235L10 238V237L7 236L9 233H6V235H5V232L0 231V234H1L0 235V250H1L0 254H4L8 250V251H10L12 253L14 252V255L16 257L13 255L14 256L13 258H15V259L22 258L21 255H24V254H22V251L20 249L22 244H20L18 241H16L15 237L18 236V235L23 234V232H22V230H18L16 227H12L11 226L12 229L10 228L9 225H8ZM96 227L98 229L101 228V231L97 230V232H102V235L100 236V239L101 238L102 239L105 238L106 230H102L103 226H100V227L96 226ZM11 230H13V231L11 232ZM181 230H182V226L179 225V223H177L175 228H174L175 233L173 232L174 233L173 235L177 236V235L181 234V233L177 232V231H181ZM20 231H21V233H19ZM73 231H75V230L72 229V232ZM176 232L178 234H176ZM255 232H254V235L256 234L258 236L259 234L255 233ZM84 234L85 233H83L81 230H78V231L74 232V235L72 236V237H74V240L69 245V246H71V249H72V252H73L72 255L74 254L75 250L79 251L82 248V246H79V245L75 244V242L79 238L83 239V241H84L86 239ZM238 237L235 239L236 243H239L238 240L240 239L241 236H238ZM259 237H260V235H259ZM259 240H260V242H258V244L259 243L261 244V238ZM14 241L16 243H14ZM83 241H81V242H83ZM211 241L213 242V238L211 239ZM185 242H187V241H185ZM185 242H183V243H185ZM87 243H88V246H89L90 245L89 241ZM220 244L221 243H219V246L217 245L215 248L216 249L221 248ZM12 245H14V247ZM95 245L97 247H99L100 244L99 243H95ZM242 246L243 245H241V248H239V250L240 249L242 250V248L243 249L245 248V246L244 247H242ZM22 247H23V245H22ZM85 247H87L86 244H85ZM216 249H214V250H216ZM214 250H213V252H215ZM248 250L249 249H245V252H251V251H248ZM76 251H75V254L77 253ZM17 253H19V254H17ZM36 253L38 255L37 261L40 262L41 261V259H40L41 258L40 255L41 254H40V252H36ZM180 254H181V252H180ZM234 254H237V252H235ZM251 254H252V252L249 253L250 258L253 255V254L252 255ZM250 258L248 259V261L246 260V263H248L251 260ZM15 259H13V261ZM38 259H40V261ZM16 263L19 264L20 262L18 263V261H16ZM250 263L253 264V262H250ZM14 264H15V262H14Z\"/></svg>",
    "mask_w": 264,
    "mask_h": 264
}]
</instances>
